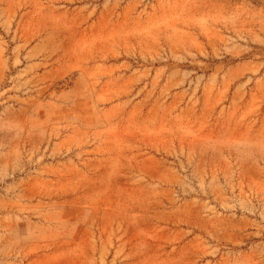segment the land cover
<instances>
[{"label":"rangeland","instance_id":"1","mask_svg":"<svg viewBox=\"0 0 264 264\" xmlns=\"http://www.w3.org/2000/svg\"><path fill=\"white\" fill-rule=\"evenodd\" d=\"M0 264H264V0H0Z\"/></svg>","mask_w":264,"mask_h":264}]
</instances>
